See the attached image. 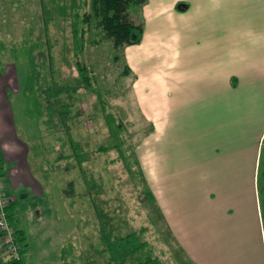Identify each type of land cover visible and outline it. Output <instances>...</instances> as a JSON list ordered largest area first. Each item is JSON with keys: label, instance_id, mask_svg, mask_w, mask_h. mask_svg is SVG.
<instances>
[{"label": "crops", "instance_id": "crops-1", "mask_svg": "<svg viewBox=\"0 0 264 264\" xmlns=\"http://www.w3.org/2000/svg\"><path fill=\"white\" fill-rule=\"evenodd\" d=\"M140 20L123 57L149 127L135 155L149 195L189 264H264V0H146ZM7 73L0 175L9 207L18 195L20 216L30 202L40 218L46 121L14 115L18 77Z\"/></svg>", "mask_w": 264, "mask_h": 264}, {"label": "rangeland", "instance_id": "rangeland-1", "mask_svg": "<svg viewBox=\"0 0 264 264\" xmlns=\"http://www.w3.org/2000/svg\"><path fill=\"white\" fill-rule=\"evenodd\" d=\"M86 11L90 13L88 8ZM129 18L139 25V12ZM71 23L69 15L57 13L51 0H0V75L8 78L9 66L17 74L18 92L10 94L14 115L30 125L41 117L47 123H43L42 152L47 170L43 175L48 178H39L47 189L37 201L41 217L34 214L28 201L23 212L27 216H20L18 195L6 211L18 232L20 258L24 264H62L61 255L69 249L75 255L74 262L103 264L109 257L97 254L105 247L102 236L113 241L137 234L138 242L145 244L137 255L146 253L160 264H189L149 195L135 156L149 127L137 112L134 77L123 75L126 47L115 51L92 21L83 51L74 59ZM37 37L43 42L46 37L53 40V73L45 70L47 54L46 59L44 53L38 55L40 49L31 53ZM76 61L90 71L93 92L80 86ZM62 87L78 88L75 93L60 94ZM108 117L121 124L120 128L109 132ZM100 146L105 149L100 150ZM261 156L258 180L263 198L264 147ZM0 255L9 260L1 245Z\"/></svg>", "mask_w": 264, "mask_h": 264}, {"label": "trees", "instance_id": "trees-1", "mask_svg": "<svg viewBox=\"0 0 264 264\" xmlns=\"http://www.w3.org/2000/svg\"><path fill=\"white\" fill-rule=\"evenodd\" d=\"M54 3L55 10L60 16H68L71 18V28H70V51L73 52V58L77 59L78 55L83 51L84 44V36L92 27L91 22L95 23V28L101 29V32L104 34L106 39H108L111 43V46L115 51L123 50L125 47L130 45H139L142 35H143V22L141 21L139 25L130 21L129 16L133 13H138L141 15L142 7L146 3V0H51ZM44 8L46 9V5L44 2ZM187 5H177V10L180 12H184ZM87 8L90 13H87ZM48 13V11H47ZM49 14V13H48ZM46 20V19H45ZM48 21H52L51 17H48ZM46 20V21H47ZM48 24L45 26L46 30H48ZM50 29V27H49ZM46 41V42H45ZM43 42L41 38L37 37L36 45L31 51L34 53V50L40 49L38 55L41 57L44 54L48 55V65L45 67V70L51 71L53 67L54 61L51 56V51L53 50V40L51 38L46 37ZM52 41V42H51ZM48 47L49 52L45 47ZM41 48H44L43 50ZM45 50V51H44ZM41 52V53H40ZM42 53H44L42 55ZM44 55V56H45ZM47 55L45 56L47 59ZM123 75L128 77L131 75V71L126 68L124 65ZM75 69L77 70V78L81 83L80 86L89 92H93L91 79L92 75L90 71L81 64L80 61H76ZM53 73V72H52ZM44 78V77H43ZM67 86V85H65ZM78 87H62L60 90L61 93H65L66 91L72 93L76 92ZM39 90V89H38ZM59 95V94H58ZM106 125L108 131H114L120 128L121 124L116 123L113 117H108L106 119ZM74 147H78L77 144ZM100 150H104L105 147L100 146ZM1 176V175H0ZM73 192L72 189H70ZM10 204V203H9ZM9 208V206H8ZM7 208V209H8ZM6 209V211H7ZM8 218V216H7ZM9 221V220H8ZM10 224V223H9ZM264 224V219H263ZM11 225V224H10ZM13 228V227H12ZM17 231L14 230V238L16 237ZM101 233V230H100ZM22 237V236H21ZM22 237V241H23ZM137 234H129L122 238L114 239L110 241L107 235L102 236V242L104 241L105 247L103 246L101 250L97 251L98 255H102L106 253V257L108 255V260L103 264H160L157 258H154L146 253H143L145 256H139L137 254L140 253V250L144 249L145 244L138 242ZM137 255V257H136ZM71 259V264H90L87 262H74L75 255L69 249L64 251L61 255V262L65 264L68 259ZM10 264H24L23 259L20 258L19 261H10ZM67 262V264H70ZM74 262V263H73Z\"/></svg>", "mask_w": 264, "mask_h": 264}, {"label": "built area", "instance_id": "built-area-1", "mask_svg": "<svg viewBox=\"0 0 264 264\" xmlns=\"http://www.w3.org/2000/svg\"><path fill=\"white\" fill-rule=\"evenodd\" d=\"M9 197L6 193L5 183L0 176V245L5 256L10 261H19V247L14 238V229L9 224L6 209L9 206Z\"/></svg>", "mask_w": 264, "mask_h": 264}]
</instances>
